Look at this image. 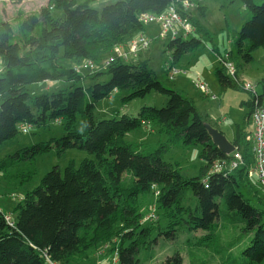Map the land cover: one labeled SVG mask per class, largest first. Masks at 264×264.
Returning a JSON list of instances; mask_svg holds the SVG:
<instances>
[{"label":"trees","instance_id":"obj_1","mask_svg":"<svg viewBox=\"0 0 264 264\" xmlns=\"http://www.w3.org/2000/svg\"><path fill=\"white\" fill-rule=\"evenodd\" d=\"M241 1L251 18L243 23L235 49L228 51L235 61L241 57L250 62L253 51L264 48V0ZM204 2L190 15L195 31L167 42L168 75L169 67H176L184 54L213 42L201 21ZM180 3L117 0L98 9L92 0H50L39 11L20 12L15 25L0 22V145L21 131L27 133L28 126L57 120L65 132L55 139L59 152L76 148L96 156L79 165L71 161L63 171L58 166L49 170L18 201L11 222L0 207V264H47L46 254L64 264H88L92 252L102 247L114 252L115 264H182L178 252L156 260L154 245L159 238H175L183 227L203 229L206 233L194 244L209 246L220 226L238 221L254 235L239 255L227 254V264H264V209L252 202L264 198L248 176L253 157L251 119L237 125L233 141L245 164L228 169L233 154L214 145L205 126L208 116L199 111L193 97L162 83L150 59L143 56L148 49L127 60L115 55L117 45L146 32L141 14L162 13ZM106 58L109 62L103 64ZM83 61L95 66L83 70L79 66ZM217 74L223 89L246 90L238 72L232 78L219 66ZM40 82L58 87L32 91L30 86ZM154 91L167 97L163 107L145 103L136 114L117 111L96 117L99 103L113 94L127 92L122 97L127 104ZM248 93L251 115L256 104L261 105L262 93ZM150 122L168 134L167 141L154 146L125 139L128 132ZM176 144L202 145L205 163L198 175H185L165 160L166 151ZM53 146L38 142L14 154L19 157L16 162L28 164L16 173L21 180L36 173V158ZM5 162H0V172L7 171ZM154 188L159 189L155 217L146 219L150 211H143L141 196ZM202 254L192 257L200 261Z\"/></svg>","mask_w":264,"mask_h":264},{"label":"rangeland","instance_id":"obj_2","mask_svg":"<svg viewBox=\"0 0 264 264\" xmlns=\"http://www.w3.org/2000/svg\"><path fill=\"white\" fill-rule=\"evenodd\" d=\"M50 0H0V22L6 21L12 25L16 24V18L20 12L30 14L39 11L41 7L47 6ZM117 0H92V5L98 9H102L105 5L114 3ZM206 13L201 18L202 24L209 30L213 36V42L218 46L221 52L235 49V41L244 22L251 18V12L243 4L241 0H205ZM257 4H261L263 0H255ZM198 14V13H197ZM146 32L133 37H129L123 47L127 48L128 44L136 40L139 36L145 35L150 39L148 51L143 56L149 55L150 65L158 74L162 83L169 88H176L184 91V94L193 97L196 101L198 109L206 114L210 123L215 127L224 130V134L229 138L235 132L236 125L242 122L247 112L246 99L248 91L228 88L222 91L219 85L216 73L215 63L219 64L218 57L213 51L212 41H206L205 45L200 48L187 52L182 56L176 67L180 72L174 79H171L167 73V62L170 60L169 50H167V42L169 38L161 40L160 35L155 32L160 29L157 22H144ZM156 27L152 32L150 29ZM159 39V40H156ZM255 59L249 64L239 66L238 72L241 79L245 82L258 84L264 75V48L259 47L254 52ZM85 62L79 64L83 70L91 69V66L85 67ZM109 62V58L104 59L103 64ZM204 82L208 85L209 94L202 91L197 82ZM259 83L258 90L262 89ZM58 87L56 83L48 88L44 82L35 83L30 86L32 91L43 92L52 91ZM258 93H262L259 91ZM127 92H119L110 97L103 99L96 111L97 119L109 117L117 111L136 114L140 107L145 103L157 107H163L166 104L167 97L159 92H152L144 97L131 100L129 103L122 101L123 95ZM226 119H225V118ZM219 123V124H217ZM27 133L20 132L15 138L8 140L0 145V162H5L8 166L7 171L0 172V207L7 216H14V208L19 200L29 191L40 184L43 176L53 167L58 166L62 171L71 162L79 165L85 158L95 159L94 154L85 150L70 148L59 152L55 146L56 138L64 135V126L62 122L57 120H48L42 125L28 126ZM154 128V131H152ZM125 139L129 142H143L147 145H157L168 139V134L159 131V126L155 122H150L148 127L140 126L137 129L128 132ZM38 142L49 143L54 146L48 151L40 154L35 161L36 173L29 180H21L17 171L26 167L27 161H20L18 156L14 154L22 152L24 147L34 145ZM202 145L184 146L181 144L172 145L164 154L167 161H172L179 166L181 172L185 175L196 176L199 174L200 167L205 161L201 158ZM13 155V156H11ZM252 157V163H254ZM18 163V167L15 164ZM7 172V173H4ZM254 187H258V179L255 173L250 177ZM259 189V187H258ZM260 190V189H259ZM154 192H146L141 196L142 209L144 212H151L157 207V196L159 189L154 188ZM246 192L249 190L245 189ZM261 192V190H260ZM262 194V192H261ZM255 206L264 209V201L258 202L252 200ZM151 217V216H150ZM246 223L238 221L225 226H220L216 230L218 235L209 246L196 245L205 230H190L181 228L177 230L175 238H159L154 248L157 252V261H164L168 257L175 256L178 252L182 255V264H227L229 254L239 255L243 249L249 244L254 232L245 229ZM109 247H102L92 252V258L88 264H115L117 261L114 252ZM205 250V253L203 252ZM203 253L202 260H194V254ZM228 254V255H227ZM48 255V254H47ZM226 257V258H223ZM46 259V258H45Z\"/></svg>","mask_w":264,"mask_h":264},{"label":"built area","instance_id":"obj_3","mask_svg":"<svg viewBox=\"0 0 264 264\" xmlns=\"http://www.w3.org/2000/svg\"><path fill=\"white\" fill-rule=\"evenodd\" d=\"M203 0H181L180 4H171L162 13H143L140 15V20L142 22L152 23L157 22L160 27L159 37L161 39L176 38L179 35L187 36L191 32L195 31V25L193 24L190 11L196 8L200 2ZM122 45H117L115 47V55L123 57L124 59H129L131 56H137L140 50L148 49L150 45L149 37L145 35L139 36L136 40L128 44L125 48ZM113 59V58H112ZM218 59L223 66L226 74L232 78L237 77V66L235 61L232 59L229 52H223L218 54ZM85 67H94L92 61H86ZM180 70L175 67H169V77L174 78ZM243 81V80H242ZM244 87L252 92L257 91V85L251 82L243 81ZM197 86L204 92L208 93V85L202 81L197 82ZM252 152L254 155V163L249 167L248 176L251 177L253 173L256 174L258 179V187L264 196V91L262 93L261 105L256 104L255 109L252 112ZM245 164L243 155L240 151L236 150L233 152V158L227 165L228 169L238 168ZM151 216V217H150ZM155 217V210L149 212L146 215V219H152ZM11 217L8 216V219ZM11 222V219H10ZM46 258L47 264H64L60 261L54 260L49 257V255L44 256Z\"/></svg>","mask_w":264,"mask_h":264},{"label":"crops","instance_id":"obj_4","mask_svg":"<svg viewBox=\"0 0 264 264\" xmlns=\"http://www.w3.org/2000/svg\"><path fill=\"white\" fill-rule=\"evenodd\" d=\"M206 2V1H205ZM204 2V5H206V3ZM152 32H154L155 30H156V27L154 26L153 28H151L150 29ZM213 43V46L215 45V43L214 42H212ZM215 47H217L218 48V50H219V52L220 53H223V52H221V50H220V48L218 47V46H216L215 45ZM214 48V47H213ZM212 48V49H213ZM232 50V49H231ZM214 51V50H213ZM215 52V51H214ZM254 52H255V50L253 51V53H252V55H253V59L250 61V62H246L243 58H236L237 59V61H235V62H237L236 64H237V69H239V66H242L243 64H249V63H251L254 59H255V55H254ZM144 54H146V52L144 53ZM218 54L219 53H217V52H215V55L218 57ZM149 55H146V57H148ZM218 61H219V59H218ZM219 66H221V63H220V61H219V64L217 63H215V73H216V76H217V79H218V74H217V70H218V68H219ZM238 75H239V72H238ZM239 77H240V75H239ZM240 79H241V77H240ZM263 79H264V75L261 77V80L260 81H258V84H257V90H258V88H259V83L262 85V89H260V90H258L259 92H263L264 91V81H263ZM242 80V79H241ZM218 82H219V79H218ZM219 85H220V87H221V90L224 92V91H226L228 88H226V89H223L222 88V86H221V83L219 82ZM260 85V86H261ZM230 88V87H229ZM209 94V93H208ZM207 94V95H208ZM249 94V93H248ZM250 95V94H249ZM249 98H250V96H247V98L246 99H243V101L242 102H244L245 104H246V101L247 100H249ZM246 107H247V112L245 113V115H244V119H243V121L242 122H239V123H237V125L238 124H243L247 119H251V115H249V113H250V108H249V106L246 104ZM200 111V110H199ZM201 112V111H200ZM202 113V112H201ZM204 114V113H203ZM204 115H206V114H204ZM225 118V117H224ZM226 119V118H225ZM217 124H219V123H217ZM237 125H236V129H237ZM216 127V126H215ZM216 128H218L219 130H221L223 133H224V130L223 129H221L219 126L218 127H216ZM252 126H250V129L252 130ZM236 129H235V132L233 133V135H232V137L230 138L229 137V139H230V141H234V139H235V137H236ZM251 144H253V140H252V136H251ZM253 164V163H252Z\"/></svg>","mask_w":264,"mask_h":264},{"label":"water","instance_id":"obj_5","mask_svg":"<svg viewBox=\"0 0 264 264\" xmlns=\"http://www.w3.org/2000/svg\"><path fill=\"white\" fill-rule=\"evenodd\" d=\"M209 135L215 146L226 154H230L236 150V145L230 141V139L218 128L214 127L211 123L206 122L205 124Z\"/></svg>","mask_w":264,"mask_h":264},{"label":"bare ground","instance_id":"obj_6","mask_svg":"<svg viewBox=\"0 0 264 264\" xmlns=\"http://www.w3.org/2000/svg\"><path fill=\"white\" fill-rule=\"evenodd\" d=\"M204 1H205V0H203L202 2H204ZM200 3H201V2H200ZM200 3H199V4H200ZM198 6H199V5H198ZM198 6H197V7H198ZM197 7H196V8H197ZM196 8H194L193 10L190 11V15L192 14L193 11H195ZM190 17H191V16H190ZM193 24H194V23H193ZM195 29H196V27H195ZM227 52H229V51H227ZM229 53H230V52H229ZM230 54H231V53H230ZM231 57H232V59L234 60L232 54H231ZM234 61H235V60H234ZM235 63H236V62H235ZM221 66H222V65H221ZM222 67H223V66H222ZM225 72H226V71H225ZM237 72H238V70H237ZM245 89H246V88H245ZM246 90H248V89H246ZM248 91H250V90H248ZM257 93H258V92H257ZM262 93H263V92H262ZM206 94H208V93H206ZM252 112H253V111H252ZM252 112H251V115H252ZM251 117H252V116H251ZM251 121H252V118H251ZM251 124H252V123H251ZM251 126L253 127V125H251ZM252 134H253V128H252ZM236 150H237V147H236ZM236 150H234L233 152H235ZM233 152H231L230 154H233ZM252 153H253V152H252ZM253 157H254V155H253ZM262 196H263V194H262ZM263 198H264V196H263Z\"/></svg>","mask_w":264,"mask_h":264}]
</instances>
